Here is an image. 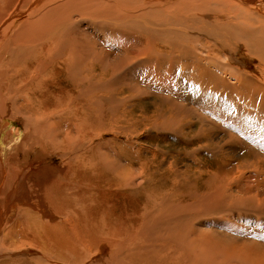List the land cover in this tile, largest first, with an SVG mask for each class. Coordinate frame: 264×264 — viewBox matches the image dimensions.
Listing matches in <instances>:
<instances>
[{
	"label": "bare ground",
	"instance_id": "1",
	"mask_svg": "<svg viewBox=\"0 0 264 264\" xmlns=\"http://www.w3.org/2000/svg\"><path fill=\"white\" fill-rule=\"evenodd\" d=\"M18 1L0 0V42L16 22L0 47V204L16 210L2 232L0 217V252L36 255L0 264H264L262 246L223 244L198 229L209 219L201 216L212 212L221 224L230 202L264 205V196L243 187L249 196L228 197L223 176L202 191L195 178L151 181V161L136 170L106 149L134 144L115 139L133 133L114 125L125 112L121 92L145 87L183 114L184 98L231 109L228 97L264 86L254 85L264 82V10L245 0H33L17 21ZM202 34L213 40L211 55L195 47ZM230 39L257 57L260 76L217 49ZM218 56L222 73L211 61ZM222 89L229 96L213 95Z\"/></svg>",
	"mask_w": 264,
	"mask_h": 264
},
{
	"label": "rangeland",
	"instance_id": "2",
	"mask_svg": "<svg viewBox=\"0 0 264 264\" xmlns=\"http://www.w3.org/2000/svg\"><path fill=\"white\" fill-rule=\"evenodd\" d=\"M32 1L33 0H19L17 4L13 6L11 11H19L23 14V16L17 21L25 18L24 15H27L29 11L28 9L33 7ZM245 2H247L252 8L255 7L254 9L259 11L264 10V0H245L244 3ZM258 2L261 5L258 4ZM14 24L11 26L12 28L10 27L11 29L9 28L6 32V37L0 42V47L13 30ZM98 38L101 39V36ZM205 38L206 36L202 34V41H196L198 43L195 42V47L200 49L204 56L214 53V50L212 49L213 40ZM228 44L229 46L225 44V49L220 45L217 49L223 53L221 54L224 55L225 58L232 60L231 65L235 64L234 66L239 70H247L251 73L257 74L256 76H260L259 72L257 73L255 71V69L258 68L257 57L252 53H248V51L242 46L243 43L241 41L230 39ZM217 58H219V56L211 61L217 62L215 72L218 70V73H222L221 66L225 60L222 58H220L221 60H217ZM225 67L227 69V65ZM212 69L214 70L213 67ZM259 71L261 72V70ZM226 75L223 76V78L232 88V86H235L234 84L236 82L233 81L229 75H227V77ZM255 81L257 82H254V85H257L256 83H258V85L264 83L259 80ZM131 83L133 86L136 85L133 82ZM249 83L246 82L245 84L249 85ZM144 85L146 86V84ZM144 88L145 87L138 88L141 90L140 92H137L136 90L137 94H139L137 96L127 91L119 93V97L125 101V112L117 114V124L113 120L115 123L114 125L118 126L120 129H125V132L132 130L133 133L131 134V137L130 135H117L115 139L118 141H130L134 144H132V147H124L117 144L116 150L106 147L109 153L114 154L117 158L120 157L124 159L123 163L129 162L136 170V163H139L140 161H148L149 163L151 161L149 163L151 166L149 169L150 171L148 170L147 176H144L151 181H154L157 178L161 179L163 176L168 177V175L169 178L163 177L167 184H169V182L171 184L172 180H175L178 183L180 182L181 177H183L185 181H190L195 178L196 190L202 191L203 188H201V186L203 182L215 181V179L220 176L221 178L225 177L226 179L225 186L228 185V192L226 191L228 197L231 194L235 195V198L236 196L238 197V195L249 196L250 193H245L243 187H249L252 189L250 195L258 193L260 198L264 196V158L256 155L259 148L263 151L262 156L264 157V107H262V104H264L263 85L262 87L260 85L257 89L248 87L247 89L249 91H247L246 96L245 94L238 95L236 92L237 96L235 95L236 97H234V99L228 97V90L222 89V92L221 90H219V92H214V96L218 95L220 97L221 95H228L227 97L229 98V101L227 106L231 103V109H220L218 104L210 101V99L208 100V103H206L207 105L204 103L201 105L197 99L195 100L196 102H189L184 98L183 100H180V103H183L190 108L186 107L188 110H185L183 114L175 110H167L169 105H164L161 100L158 101L155 96H152V94L148 96V94L145 93ZM149 88V91L152 90L151 86ZM203 88L208 89V87ZM234 90L235 89L233 88L230 92ZM216 106L218 110L231 114L226 118H222L221 114L224 113L221 112L220 114ZM206 109H209V111ZM214 110H217L218 115L217 113H212ZM148 121H150V124ZM162 121H166L164 125L167 126H164ZM171 121H173V124H170ZM238 123H240V125H238ZM112 136L113 135L110 134H104L102 140L112 138ZM13 142L15 143V141H11L9 146L6 145V148L9 149V147L14 144ZM123 152L125 153L124 156L122 155ZM154 162L159 163L158 166H156L157 164ZM137 180L141 181L142 179L137 176L135 181ZM153 184H155V182H153ZM0 197H2V194H0ZM240 203L241 202L237 203V201L236 203L230 202L229 210L225 209L229 212V215L226 216V211L221 213L226 216L224 220L220 219L221 221L219 222H221V224L214 223L215 218H218V216L211 214L212 212L208 213L206 217L201 216L203 219H209L204 225H201L200 220L198 223V229L200 231L208 232L215 240H218L223 244L225 242L226 244L227 242L230 244L236 243L235 245L237 246L256 244L264 248V205H260V203L256 205L254 202ZM0 208V217H4L1 226L2 232L15 214L16 210L13 211V213L8 211V208H11V205L7 208L6 204H0ZM223 221H225V223ZM31 251L33 252L31 253ZM34 251V249H23L21 251L0 252V257H2L0 260L32 254L36 255ZM96 255L100 257L103 254L99 253ZM249 255L253 257L256 256L251 252H249ZM232 262L237 263V261Z\"/></svg>",
	"mask_w": 264,
	"mask_h": 264
}]
</instances>
